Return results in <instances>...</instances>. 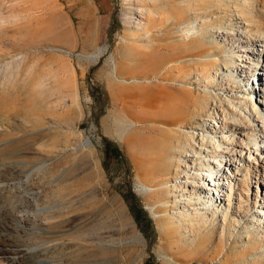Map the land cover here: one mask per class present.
<instances>
[{
  "label": "rangeland",
  "instance_id": "1",
  "mask_svg": "<svg viewBox=\"0 0 264 264\" xmlns=\"http://www.w3.org/2000/svg\"><path fill=\"white\" fill-rule=\"evenodd\" d=\"M239 2L0 0V246L12 250L0 264H264V222H251L264 221L254 212L264 167L238 169L233 189L215 195L218 208L202 209L176 151L179 131L195 141L201 127L217 131L228 147L263 125L252 82L263 88L264 75L244 80L247 44L234 40L231 55L222 34L241 35ZM227 71L237 82L223 81ZM234 103L248 112L236 115ZM123 108L137 120L121 131ZM214 108L227 112L226 127L203 126ZM132 129L158 142L135 147ZM185 191L213 222L188 218ZM239 215L248 232L233 223Z\"/></svg>",
  "mask_w": 264,
  "mask_h": 264
},
{
  "label": "bare ground",
  "instance_id": "2",
  "mask_svg": "<svg viewBox=\"0 0 264 264\" xmlns=\"http://www.w3.org/2000/svg\"><path fill=\"white\" fill-rule=\"evenodd\" d=\"M133 1H136V0H133ZM247 3L255 7L251 9L250 15L243 10V8H245V4ZM239 7L241 9L240 10L241 17L239 16V19H242L241 23H244V25L242 26V30L238 31L239 33H241V35L239 34L237 38L230 37V34L227 32V30H222V34H225L226 35L225 37L229 38V42H227V44L225 45L226 47L227 45L230 47V53L231 55H234L235 54L234 40L235 41L237 40L239 43L245 42L247 46L240 48V50L245 52L244 56L246 58V61H245L246 63H244V60H242V62L239 64V68L237 69V71H240L243 73V75H240V76L241 77L244 76V80L246 78L248 80L250 74H252L253 76L257 75V80H260L262 78V75H264L262 72V70H264V0H242V3L239 2ZM153 24H155V22L149 19L147 22V29L150 27H153L154 26ZM168 27L169 26L166 25V28ZM244 32L245 34H243ZM224 41L226 40L224 39ZM103 52H104V49H101L99 50V52L96 53V55L100 56ZM256 55L259 56L261 59L258 60V58H256ZM154 62L157 64V63H162L163 61L161 59L156 58L154 59ZM224 77L225 79H223V81L227 80L228 82L229 81L237 82V79L234 78L231 75V73L228 71L224 72ZM181 86H184V85L182 84ZM245 86L246 87L248 86V81L247 83H245ZM252 87H251L252 90L256 94H259L260 96L262 95L264 97V87L257 88V86L256 87L254 86V82H252ZM258 101L259 103H261V105L263 106V110H264V102L261 100H258ZM176 109L173 108L172 111L177 112ZM233 109H235V114L240 115V116L245 114L243 112H246V113L248 112V108L242 107L239 103H234ZM123 110L126 114V116L124 117L125 119L124 118L123 120L120 119V121L117 122V129L118 130L121 129V131H122V128H124L125 126L131 125L137 120L136 119L137 117L133 115L131 110L128 111L126 110V108H123ZM256 112L257 114H259V119H261L263 125L261 128L260 127L258 128L256 125H253L250 131H245V132L239 131L243 133L245 137L248 138V141L246 139H242L243 143L236 144L239 146H236V145L233 146L234 142L233 143L229 142L228 144L230 145L228 147L227 146L225 147L224 146L225 142L229 140L228 135L224 134L222 136L223 140L225 141L223 143L222 141L218 140L216 136L217 131H212L209 129L204 130V128L202 127L199 128V130H203V131H201L202 134L200 133L199 139H197V141H195V135H196L195 133L193 134L194 136H192V134H189V136H191L189 137L187 136L186 132L179 131L178 136L183 135L185 138V143L181 144L182 140H180V138L176 139L177 159L181 163H182V159L183 160L185 159V162L187 163L185 164L183 163V165H185V167H189L187 171H184V175L186 179H184L182 183H184L188 187H196L195 189L190 188L189 191L190 193L193 194L194 199L196 197L198 199L197 202L195 201V204L196 203L203 204L202 209H211V210L215 209L216 210L218 208L217 205L221 199L216 197L215 195L218 193L219 190L223 192L226 189V186H229L231 190L233 189L234 184L239 182L240 180L237 177L239 175L238 169L241 170L248 166L254 167L255 165L257 167L259 166L264 167V152L262 150V147H264V116L259 112V110H257ZM212 113H215V115H213ZM200 116H201L200 120L203 121V126L211 127V125H213V129H218V126L220 127L221 125L226 127V123L232 121L231 119H229L227 112L223 111V116L220 117L218 113L215 111V108H214V112L209 110L207 114H201ZM246 117L248 118V116ZM220 121H221V124H220ZM235 123L238 124L237 122ZM192 127H195V126L192 125ZM142 129L149 130V131H155L156 127L154 125H150L149 127H144ZM235 130H240V129H237L236 127ZM135 132H136V129H132L131 132H129L127 135V138L132 139L133 143L135 142L134 144L135 147L140 148V147H143L145 144L150 143L149 147L150 149H153L154 144L158 142L156 137L137 136V133ZM170 136H172V134H170ZM191 141H192V144L190 143ZM252 142H254V145H253V148H250V145ZM85 143L91 144V140L88 138ZM186 146H189L187 150H186ZM224 152L230 155L229 159H226V156L223 154ZM149 153L152 154L150 151ZM216 155H219L220 158L217 157ZM209 156L211 157L210 159H208ZM174 165L178 166V161L175 162ZM190 168H194V170L197 171V173L191 172ZM234 168H235L236 174H233ZM189 177L192 178V181H188L187 178ZM208 180H210L211 183L210 182L208 183ZM224 180H227V181L224 182ZM212 186H215L214 188H216V190L215 192H213V194H209L210 191L213 189ZM172 190L177 191L178 190L177 186L173 185ZM200 191L204 192V194L201 193ZM180 196H181V199L184 205L188 206L187 215L190 220H193L194 218L199 217V213H201L202 215L205 216L204 217L205 221L213 222L212 217H207V212H208L207 210H205L204 212H198L197 211L198 208L190 207L191 206L189 203L190 199L186 197V191H185V195L180 194ZM239 206H240L239 210L241 211L242 206L241 205ZM228 212H229V209H226L225 219L228 215ZM254 212L264 217V203L256 207ZM248 214L249 213H247V216ZM214 216L215 215L213 214V217ZM240 218L241 216L239 215V218L233 219L232 220L233 223H235L238 226H241L243 223V220ZM252 218H253L251 221L252 223H255V222L263 223L264 222L263 219L258 220V219H255V217H252ZM242 228L244 229L245 232H248V229H249L248 225L243 224ZM243 237L250 239L251 235L245 233ZM252 248H254V246ZM10 249L11 248L6 247V246L5 247L0 246V258L5 256L8 259L9 258L8 254L10 253L12 254V250Z\"/></svg>",
  "mask_w": 264,
  "mask_h": 264
},
{
  "label": "trees",
  "instance_id": "3",
  "mask_svg": "<svg viewBox=\"0 0 264 264\" xmlns=\"http://www.w3.org/2000/svg\"><path fill=\"white\" fill-rule=\"evenodd\" d=\"M106 144H107V146L110 147V148L117 149V146L114 145L113 143H111L110 141H107ZM141 211H142V213H144V214L146 215L145 211H143V210H141ZM146 219L150 221L149 218H146Z\"/></svg>",
  "mask_w": 264,
  "mask_h": 264
}]
</instances>
